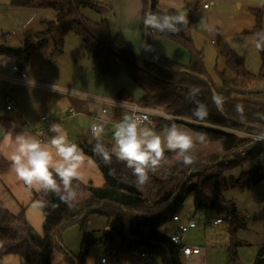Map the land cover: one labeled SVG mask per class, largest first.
Listing matches in <instances>:
<instances>
[{"label": "trees", "instance_id": "trees-1", "mask_svg": "<svg viewBox=\"0 0 264 264\" xmlns=\"http://www.w3.org/2000/svg\"><path fill=\"white\" fill-rule=\"evenodd\" d=\"M10 4L34 9L46 7L54 12L52 19L41 21L43 26L40 29L26 28L19 46L7 44L8 33L0 34V55L12 58L21 70L28 65L31 52L44 47L50 36L72 31L81 36L84 56L96 63L101 75L115 76L123 72L142 92L138 99H134L124 89H120L115 96L136 100L142 106L175 117H154L156 129H163L173 122L181 123L185 119L264 133V103L241 96L250 91H260L255 85L264 82V46L257 48L260 66L254 74L244 67L229 45L220 44L218 58L224 62V66L217 70L219 84L214 83L203 65L202 51L185 34L196 4L185 2L188 23L179 33L151 30L143 34L142 54L128 47L121 32L111 34L104 20L93 22L80 13L82 6L98 5L92 0H10ZM149 5L153 12L169 13L159 6L158 0H142L139 14L142 24ZM252 12L254 23L247 31L255 35L256 44L258 34L264 33V29L261 25V9H253ZM157 36L183 48L189 57L187 65H180L159 55L154 46ZM61 40L59 38L54 43L57 51H61ZM203 78L208 79L215 93L211 92ZM193 86L200 90L195 100L188 97ZM197 102L206 106L207 115L203 118L193 116ZM3 125L9 129L11 122L4 120ZM188 126L205 136V141L197 143L190 153L195 157L193 163L185 165L177 152L166 151L160 167L149 173V180L144 185L136 183L132 170L114 154L111 161L105 163L93 151L95 139L87 141L84 137H76L73 142L96 161L103 184L93 186L90 182H75L79 183L77 198L68 202L61 199L62 193L34 192L33 200L44 217L41 234L28 223L23 212H10L0 200V256L11 253L20 256L28 264H51L50 254L56 249L62 253L66 264H86L89 242L85 240L84 227L90 216L100 215L116 221L114 232L118 244L115 248L118 251L143 250L157 258L160 264H182L169 235L161 232L160 226L171 221L190 196L196 211L213 210L226 223L231 239L228 253L235 260L236 247L240 244L235 239V231L245 225L246 216L239 213L233 199L224 198L222 193L227 188L244 189L257 180H264L263 169L261 171L257 166L243 169L244 160L235 153L239 147L252 145L246 161L260 156L264 168V141L254 142L201 125ZM103 143L109 148L107 142ZM205 162L213 164L217 171L204 176L200 170H196L204 166ZM227 165L231 170L238 168L237 174L232 171L222 173V168ZM8 166L9 162L0 156V173ZM73 223H77L82 230L80 250L76 255L66 250L60 241L61 230ZM110 238L111 233L106 230L96 242L105 244ZM263 254L264 243L258 246L252 264H264Z\"/></svg>", "mask_w": 264, "mask_h": 264}, {"label": "crops", "instance_id": "crops-1", "mask_svg": "<svg viewBox=\"0 0 264 264\" xmlns=\"http://www.w3.org/2000/svg\"><path fill=\"white\" fill-rule=\"evenodd\" d=\"M134 1L132 16L135 18L139 16L140 9L142 8V0ZM185 2L196 4V10L190 26L185 30V34L190 37L194 46L202 51L203 65L208 77L214 83L219 84L220 78L217 70H221L224 66V62L218 58V46L222 43H226L231 47L249 72L255 74L259 71L260 57L255 44L256 37L247 30L254 23L253 9H261V25L264 29V0H158L159 6L168 10L169 13L186 15L184 8ZM205 2L208 3L206 8L202 6ZM39 13L40 11L38 9L13 6L10 4V0H0V34L8 33L7 44L10 45L9 39L11 35L17 33L23 34L26 28L34 29V27L41 24L43 19H47L43 18L35 23V18ZM137 29L142 31L143 36V24L141 28L138 24ZM123 31L125 35V30ZM154 46L155 51L159 55L180 65H187L189 61L188 54L180 46L161 36L155 38ZM37 49L48 51L47 46ZM139 51L136 52L139 53ZM30 57L32 58V55ZM43 59V62L39 64L38 72L30 71L29 67L23 68L22 71L32 79L56 85V81H59L57 69L54 65L47 62L45 57ZM12 64H16L12 58L0 55V71L6 70ZM49 64L50 67L48 66ZM255 88L264 92V82L256 84ZM4 95H9L14 99V105L9 110L5 109ZM60 95L34 86L18 85L0 80V139L9 132H25L37 135L35 128L43 123L40 117L45 115L52 122L62 124L68 131L71 141H74L78 136L84 137L87 141L94 140L89 129L78 128L76 126V122H79L82 118L89 119L91 117L90 113L94 111L99 119H92V124L103 122L104 129L111 132V136L108 134V137L104 135V132H106L104 129L102 133V140L107 142L109 149H111L114 143V128L118 123L116 115L110 111L105 114H100V105L97 103L75 97H60ZM69 107L74 109L75 114L72 115L68 112ZM4 120L11 122L9 129L4 128ZM188 124L191 123L185 119L183 122L177 123L178 126L190 129L194 134L202 133L189 127ZM161 130L157 129V131ZM50 135V132L47 133L45 140ZM0 156L9 162L8 168L0 173L1 202L12 213L23 212L28 223L37 233L41 234L44 217L41 210L37 208L35 200H33V193L36 191L30 190L22 182L17 181L11 170V161L2 154ZM87 177V182H90L93 186H101L103 184V178L97 166L94 169L88 170ZM171 222L174 225L175 231L176 223ZM183 242L186 243L184 238ZM142 251L117 250V253L113 257H110L103 263L100 262V259L104 255L99 256V260L90 261L87 256L86 264H160L159 260L153 258L152 255L141 257L140 252ZM200 252L193 255H199ZM60 253L56 249L51 252V264H60ZM191 256L181 258L189 259ZM232 263L235 264V260ZM0 264L28 263L20 256L9 253L0 256ZM61 264L66 263L62 260Z\"/></svg>", "mask_w": 264, "mask_h": 264}, {"label": "rangeland", "instance_id": "rangeland-1", "mask_svg": "<svg viewBox=\"0 0 264 264\" xmlns=\"http://www.w3.org/2000/svg\"><path fill=\"white\" fill-rule=\"evenodd\" d=\"M92 1L98 5L95 7L82 6L80 7V13L93 22L104 20L111 34L121 32L128 47L135 53L140 50L137 54H142V31L137 29L138 24L141 28L142 22L140 16L135 18L132 16L135 1ZM38 10L40 13L35 18V23L43 18H47L46 20H48L54 17V12L50 8L45 7ZM42 26L43 23L34 27L33 30L40 29ZM123 30H125V35ZM21 36L22 34L20 33L11 35L9 44L11 46H19ZM59 38L62 39L61 51H57L54 46L55 41ZM45 46H47L48 51L43 49L32 51V58L30 57L26 67H29V70L32 72H38L39 64L43 62V58L45 57L47 62L54 65L57 69L59 76V81H56L57 86L101 96H114L122 88L134 99H138L142 94L140 88L123 72L115 76L101 75L96 63L84 56L81 36L72 31H68L64 35L55 33L48 38ZM50 64L48 65L49 67ZM241 96H245V98L255 102L264 103V92L262 91H250ZM60 97L71 98L65 95H60ZM92 123L91 117L89 119L82 118V120L76 122V126L78 128L89 129ZM104 130L106 131L104 132L106 137H108V134L111 136V132L106 129ZM247 149L251 150L252 145L247 146ZM246 157L242 158L244 160L243 169L257 166L262 171L263 164L260 156L254 157L249 161H246L248 159ZM231 169L227 165L226 168H222V173L232 171L234 174H237L238 168ZM196 170H200L206 176L210 173H215L217 168L213 164H210V162H205L204 166L198 167ZM222 194L226 199H233L239 213L246 216L245 225L237 228L235 231V239L240 243L236 247L235 264H252L258 246L264 243V180H257L253 185L244 189L236 187L227 188ZM183 211L194 213V220L196 221V227L186 233L184 241L188 244L198 245L201 248V252L199 255H192L189 259L181 258L182 264H231L234 259L230 258L228 253L231 239L226 228V223L223 221L218 225L211 224V221L219 216L213 210L196 211L190 196L182 204L180 213ZM204 222H207V224H204ZM116 225V221L113 218H106L100 215L89 217L84 227V231L86 232L85 240L89 242L87 247L89 261L99 260V256L105 255L107 250L116 247L118 244V239L114 232ZM106 230H109L111 233V240H107L105 244L97 243L96 241L103 237ZM160 231L166 235H170L174 232V225L168 220L160 226ZM81 232L82 230L77 223L66 226L60 232L62 246L75 255L80 250L82 241ZM153 258L155 257L153 256ZM62 260V253H60V264Z\"/></svg>", "mask_w": 264, "mask_h": 264}, {"label": "clouds", "instance_id": "clouds-1", "mask_svg": "<svg viewBox=\"0 0 264 264\" xmlns=\"http://www.w3.org/2000/svg\"><path fill=\"white\" fill-rule=\"evenodd\" d=\"M187 23L184 14L148 10L143 17V29L146 33L151 30L179 33ZM262 46L264 33L258 34L256 42L258 49ZM199 91L198 87H191L188 97L195 100ZM121 106L127 108L131 114H125L115 125L111 149L102 141L104 123H96L91 129L92 137L96 141L93 151L105 163H109L114 154L132 170L138 185L148 182L149 173L160 167L166 151L177 152L185 165L193 163L195 157L190 153L197 143L205 141L202 133L194 134L175 122L157 131L156 125L147 115L137 114L146 113V109H136L123 102ZM206 115V106L197 102L193 116L203 118ZM48 131L51 135L47 140L25 132H9L0 139V154L11 161L15 179L30 190L62 193V200H75L79 187V183L75 182H87V172L96 168V161L70 140L69 133L62 124L52 122Z\"/></svg>", "mask_w": 264, "mask_h": 264}, {"label": "built area", "instance_id": "built-area-1", "mask_svg": "<svg viewBox=\"0 0 264 264\" xmlns=\"http://www.w3.org/2000/svg\"><path fill=\"white\" fill-rule=\"evenodd\" d=\"M202 6L206 8L208 6V3L205 2L203 3ZM0 80L9 82V83H15L18 85L34 86V87H37V88H40L46 91H51V92L58 93L61 95L75 97V98L83 99L88 102L97 103L100 105V110H99L100 114H105L110 111L111 113L116 115L118 122L122 119V117L125 114H131L127 108L121 106L122 102L125 105L134 106L136 109H146L147 110L146 113L138 112L137 114L147 115L148 119L151 120L152 122H153L154 117H159L163 119L165 118L168 119L169 117L175 118L174 116L169 115L161 110L142 106L136 100L124 99V98L117 97L115 95L114 96L94 95V94L85 93L82 91L72 90L66 87H60V86L50 84V83H45L40 80L32 79L28 77V75L24 71H22L18 67L17 64H12L6 70L0 71ZM3 100L5 102V109L9 110L13 107L14 99L11 98L9 95H4ZM114 101H115V104L113 103ZM68 112L72 115L75 114V111L72 107H69ZM90 116L92 117L93 120L99 119L94 111L90 113ZM40 118L43 123L39 127L35 128V132L37 133L39 138L45 140L46 139L45 136L47 135V133H49L48 131L49 125L52 123V121L50 118L46 117L45 115H42ZM189 122L194 125H201L205 127H210L212 129H217L221 131L222 133L231 134V135L238 136L241 138L250 139L254 142L264 141V133H253L247 130H241V129H237L234 127H219V126L209 125V124L205 125V123H200V122H196L193 120H189ZM93 125L94 124H92L89 127V132L91 134H92L91 129ZM247 152H248L247 146H242V147H239L237 150H235V153L238 154L242 158L246 157ZM263 174H264V168H263ZM171 221L176 223V229L172 234L169 235V239L171 240V242L174 244L175 248L177 249L179 256L187 258L193 254L199 253L200 247L198 245L186 244L183 242V238L185 234L190 229L196 227V221L194 220V213H190L189 211L175 213L172 216ZM222 222L223 221L220 217H215L211 221V224L218 225V224H221ZM204 224H207V222H204ZM116 253H117L116 248H111L107 250V253L103 257H101L100 262L102 263L105 262L110 257H113ZM148 255L150 254H148L145 251L140 252L141 257H145ZM263 257H264V254H263Z\"/></svg>", "mask_w": 264, "mask_h": 264}, {"label": "water", "instance_id": "water-1", "mask_svg": "<svg viewBox=\"0 0 264 264\" xmlns=\"http://www.w3.org/2000/svg\"><path fill=\"white\" fill-rule=\"evenodd\" d=\"M148 10H151V5H149ZM144 34H146L145 31H144ZM203 80L208 84V86L210 87L211 92L215 93L214 88L211 86V84L209 83L208 79L203 78Z\"/></svg>", "mask_w": 264, "mask_h": 264}]
</instances>
